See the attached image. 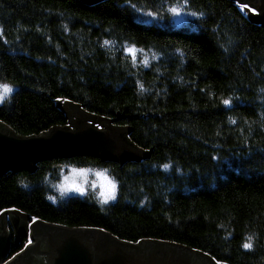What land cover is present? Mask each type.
<instances>
[{
    "label": "trees",
    "instance_id": "16d2710c",
    "mask_svg": "<svg viewBox=\"0 0 264 264\" xmlns=\"http://www.w3.org/2000/svg\"><path fill=\"white\" fill-rule=\"evenodd\" d=\"M172 3L0 0L7 40L0 39V82L15 85L0 120L17 135H38L67 125L69 101L127 127V140L147 152L139 160L55 158L6 172L0 214L100 228L131 242L168 241L221 264H264V24L232 0H190L187 12L204 16L184 14L186 23L175 26ZM105 39L115 42L110 50ZM125 43L151 50L149 66L133 68ZM169 162V170L160 167ZM65 163L108 169L116 199L61 198L48 181ZM29 240L17 248L12 241L10 256Z\"/></svg>",
    "mask_w": 264,
    "mask_h": 264
},
{
    "label": "water",
    "instance_id": "95a60500",
    "mask_svg": "<svg viewBox=\"0 0 264 264\" xmlns=\"http://www.w3.org/2000/svg\"><path fill=\"white\" fill-rule=\"evenodd\" d=\"M81 1L94 4L103 0ZM232 1L254 7L255 13L243 11L264 24V0ZM62 106L67 125L52 127L38 135H17L0 120V178L6 172L31 171L37 163L55 158L94 155L103 159L139 160L147 155L127 140V127L115 126L69 101ZM19 236L28 237L32 243L10 256L12 241L17 248ZM0 264H215V261L181 244L149 239L131 242L100 228L69 227L40 219L34 223L31 218L7 210L0 214Z\"/></svg>",
    "mask_w": 264,
    "mask_h": 264
},
{
    "label": "snow or ice",
    "instance_id": "6c2138e0",
    "mask_svg": "<svg viewBox=\"0 0 264 264\" xmlns=\"http://www.w3.org/2000/svg\"><path fill=\"white\" fill-rule=\"evenodd\" d=\"M190 0H175V3H172L168 6L167 11L172 14V16H181L182 14H188L193 17H203L204 13L203 12H196V11H191L187 12V8L189 5ZM129 7H131L133 10L141 12L145 15L151 16L153 18L157 17L159 15L158 11H144V9L140 8L137 4H132L129 3ZM240 10L243 11L245 9H249V5L246 3L241 2L239 4ZM254 11V9H250ZM0 39H3L5 43H7L6 38L4 37V31L3 28L0 27ZM114 41H110L105 39L103 41L102 46L111 49V46L114 45ZM123 52L126 57L130 58L131 65L133 68L137 67L138 62L142 64L145 67L149 66V51H146L143 48H138L135 44H128L125 43L122 45ZM138 54L142 56V59L138 61ZM151 59L156 60L158 59V54L155 52H151ZM137 85L139 87V90L141 94L143 92L147 91V89L144 88V85L142 82L137 81ZM15 85L7 82H0V103H3L6 98H8L14 91ZM261 91H264V89H261ZM222 103L225 106H230L231 105V98H226L222 100ZM230 123H235L234 120H230ZM97 127H100L97 125ZM213 159H217L216 157H213ZM165 171L169 170L172 167L171 162L169 163H164L160 165ZM90 171H95V175L99 177L98 181H93L92 187L95 188L97 183L100 186V191L98 195L102 198L101 203H108L111 200L116 199V192H117V182L115 181L114 178H109L106 173L108 172V169H103V170H94V169H88V168H75L73 167L71 169V175L70 176H65L64 177V183L60 185H54V187H58V190L61 192L63 195L65 192L69 190H74L76 192H79L83 194L85 192V187L84 184L87 183V180L85 179L84 182L82 183H77L74 177L76 176H82V177H87L88 172ZM26 187V185H25ZM50 200H54V197H49ZM33 222L35 223L37 218L33 217ZM223 227V225H221ZM252 236H249L247 238V241L243 243L242 247L246 250H249L253 247L251 241H252ZM32 241L29 240L28 244H31ZM212 260L215 261V264H221L220 260H217L215 257H212Z\"/></svg>",
    "mask_w": 264,
    "mask_h": 264
},
{
    "label": "rangeland",
    "instance_id": "374dc122",
    "mask_svg": "<svg viewBox=\"0 0 264 264\" xmlns=\"http://www.w3.org/2000/svg\"><path fill=\"white\" fill-rule=\"evenodd\" d=\"M250 9H254V11L250 10ZM249 10L250 12L252 13H255V8L253 7H249ZM172 22L175 26H181V25H184L186 23V18H185V15L182 14L181 16H173L172 17ZM75 167L77 169L79 168H88V169H94V170H102L100 168H97V167H93V166H74L70 163H65V164H62L60 165V168L57 170V173H58V177H57V180H53V181H48V182H51L50 183V187L55 190V192L61 197V198H68V197H72V196H86L88 194H92L94 196L95 199H97L100 203H101V200L102 198L98 195L99 191H100V186L99 184L97 183L96 187L93 188L91 185L93 183V181H98L99 180V177H97L95 175V171H90L88 172L87 174V183L84 184V187H85V192L83 194L79 193V192H76L74 190H69L67 192H65L63 195L61 194V192L58 190V187H54V185H60V184H63L65 181H64V177L65 176H70L71 175V169ZM106 175H108L106 173ZM109 176V175H108ZM109 178H111L109 176ZM48 179V178H47ZM74 179L76 180L77 183H82L84 182V177L82 176H76L74 177ZM112 201V200H111ZM110 202V201H109ZM102 204H105V203H102ZM6 222H7V227H8V216H6ZM9 228V227H8Z\"/></svg>",
    "mask_w": 264,
    "mask_h": 264
},
{
    "label": "flooded vegetation",
    "instance_id": "af4514ba",
    "mask_svg": "<svg viewBox=\"0 0 264 264\" xmlns=\"http://www.w3.org/2000/svg\"><path fill=\"white\" fill-rule=\"evenodd\" d=\"M253 1H254V3L256 2V0H253ZM259 1H260V0H259ZM262 2H264V1H262ZM252 4H253V3H252ZM253 8H254V7H253ZM263 9H264V7H263ZM256 14H259V11H258V10H257ZM5 211H7V210H5ZM5 211H3V213H4ZM9 211H10V210H9ZM11 211H12V210H11ZM3 213H2V214H3ZM21 238H22V237L19 236V237L16 238V240L19 242Z\"/></svg>",
    "mask_w": 264,
    "mask_h": 264
},
{
    "label": "clouds",
    "instance_id": "9594fccd",
    "mask_svg": "<svg viewBox=\"0 0 264 264\" xmlns=\"http://www.w3.org/2000/svg\"><path fill=\"white\" fill-rule=\"evenodd\" d=\"M84 179H87V177H84Z\"/></svg>",
    "mask_w": 264,
    "mask_h": 264
}]
</instances>
